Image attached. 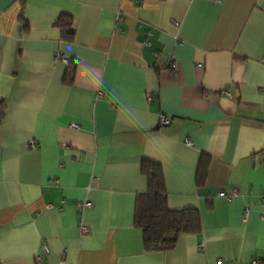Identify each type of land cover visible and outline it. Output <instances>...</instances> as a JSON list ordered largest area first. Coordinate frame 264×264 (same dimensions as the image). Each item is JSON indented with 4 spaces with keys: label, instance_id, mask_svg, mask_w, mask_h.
Returning a JSON list of instances; mask_svg holds the SVG:
<instances>
[{
    "label": "crops",
    "instance_id": "obj_1",
    "mask_svg": "<svg viewBox=\"0 0 264 264\" xmlns=\"http://www.w3.org/2000/svg\"><path fill=\"white\" fill-rule=\"evenodd\" d=\"M0 104V264H264V0H0ZM145 160L200 214L173 251L134 225Z\"/></svg>",
    "mask_w": 264,
    "mask_h": 264
},
{
    "label": "trees",
    "instance_id": "obj_2",
    "mask_svg": "<svg viewBox=\"0 0 264 264\" xmlns=\"http://www.w3.org/2000/svg\"><path fill=\"white\" fill-rule=\"evenodd\" d=\"M58 26L65 28L68 35H73V21L69 16H62ZM67 84L72 76L65 78ZM6 114V107L0 104V124ZM210 163L209 157H202L197 172V184L202 186ZM142 174L147 178L148 191L138 196L136 201L134 225L144 233L146 252L173 251L182 235H197L201 232V218L197 210L168 209L167 194L162 167L151 161H143Z\"/></svg>",
    "mask_w": 264,
    "mask_h": 264
},
{
    "label": "built area",
    "instance_id": "obj_3",
    "mask_svg": "<svg viewBox=\"0 0 264 264\" xmlns=\"http://www.w3.org/2000/svg\"><path fill=\"white\" fill-rule=\"evenodd\" d=\"M213 1L217 2L219 0H213ZM119 19H120V16L118 17V20ZM55 60L57 62H62L64 64H66V65H68L70 63L69 60L63 54H57L56 57H55ZM148 100L152 101L153 98L149 95L148 96ZM170 123L171 122H170V120L167 117H165V116L161 117V119H160V125L161 126H168V125H170ZM185 144L187 146H191V142L190 141H185ZM37 148H38V145H37L36 142L33 141V142L30 143V149H37ZM234 194L235 193H232V195H234ZM219 196L220 197H224V194L220 193ZM261 201L264 202V197H261ZM91 207H92V203L90 201H88V200H85L83 203H81V209L83 211L86 210V209H90ZM245 218H247V211L245 212ZM79 227H80L81 232L83 234L88 232V229L83 225L82 222L79 223ZM46 254H47V249H46L45 245H42V254L37 257V261L41 262L43 260V257ZM252 264H259V262L257 260H253Z\"/></svg>",
    "mask_w": 264,
    "mask_h": 264
}]
</instances>
